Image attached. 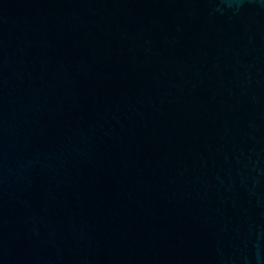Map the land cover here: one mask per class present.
<instances>
[{
	"label": "water",
	"instance_id": "water-1",
	"mask_svg": "<svg viewBox=\"0 0 264 264\" xmlns=\"http://www.w3.org/2000/svg\"><path fill=\"white\" fill-rule=\"evenodd\" d=\"M0 264H264V0H0Z\"/></svg>",
	"mask_w": 264,
	"mask_h": 264
}]
</instances>
